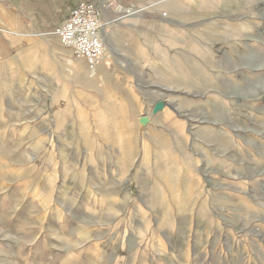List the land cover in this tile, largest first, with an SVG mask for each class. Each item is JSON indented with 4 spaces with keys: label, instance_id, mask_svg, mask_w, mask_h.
<instances>
[{
    "label": "rangeland",
    "instance_id": "1",
    "mask_svg": "<svg viewBox=\"0 0 264 264\" xmlns=\"http://www.w3.org/2000/svg\"><path fill=\"white\" fill-rule=\"evenodd\" d=\"M141 7L105 92L0 58V264H264V0Z\"/></svg>",
    "mask_w": 264,
    "mask_h": 264
},
{
    "label": "crops",
    "instance_id": "2",
    "mask_svg": "<svg viewBox=\"0 0 264 264\" xmlns=\"http://www.w3.org/2000/svg\"><path fill=\"white\" fill-rule=\"evenodd\" d=\"M75 1L0 0V58L18 57L33 51L39 46L44 47L51 37H57L54 28L64 20ZM89 1L96 4L104 14L105 12L108 13L109 18L113 20L119 16L120 18L124 16L133 18L128 21L127 24L129 25L134 26L137 18H139L138 24L145 26L156 19L155 14H149L141 7L148 0ZM111 6H115V8L108 10ZM102 23L106 38L104 39L105 51H107L105 54L108 53L107 56L105 55L106 60L113 52L122 55L127 45L119 41V30L114 29L116 30L114 33V30H107L106 26L109 22L104 18H102ZM56 42L65 47L59 40ZM130 51L129 48L126 52Z\"/></svg>",
    "mask_w": 264,
    "mask_h": 264
},
{
    "label": "built area",
    "instance_id": "3",
    "mask_svg": "<svg viewBox=\"0 0 264 264\" xmlns=\"http://www.w3.org/2000/svg\"><path fill=\"white\" fill-rule=\"evenodd\" d=\"M102 11L89 0H76L54 32L63 46L83 60L89 68L102 62L105 55V34L102 28Z\"/></svg>",
    "mask_w": 264,
    "mask_h": 264
},
{
    "label": "bare ground",
    "instance_id": "4",
    "mask_svg": "<svg viewBox=\"0 0 264 264\" xmlns=\"http://www.w3.org/2000/svg\"><path fill=\"white\" fill-rule=\"evenodd\" d=\"M102 28H103V23H102ZM103 30H104V28H103ZM114 32L115 31H113V33ZM107 50H109V49H107ZM70 52H71V50L69 48L63 47L62 53H64L67 56V59L66 60H67V62L69 64L67 66V71H68V74L71 75L74 78L75 84L78 87L84 86L86 88H94V89H97V90L99 89L102 92L107 91L106 87H104V84H103L104 83L103 73L105 72V69L107 68V65L105 64V62H106L105 60H106V56L108 55V53L106 54L105 58L103 57L102 62H100L97 66H95L94 68H89V66H87V64L85 62H83L82 60L73 61L70 58L71 57L70 56ZM114 53L115 52L111 53L110 56H113ZM2 80H3V78H0V82ZM68 91H69L68 85H66L65 82L64 83H61V87L58 90V95L59 96H65L66 97L67 96L66 93ZM138 117H140V116H138ZM137 123L139 125H143L144 124V120L140 117V118H138ZM179 171H180V167L179 166H176V172L175 173H172V174L170 173L169 175H162V177H164V178L167 179L168 177L172 176L171 179H176L177 173ZM173 185H174V183H173ZM173 185L170 186V189H173L174 188ZM175 189H176V187H175ZM178 205L179 204L177 203V207H178Z\"/></svg>",
    "mask_w": 264,
    "mask_h": 264
}]
</instances>
